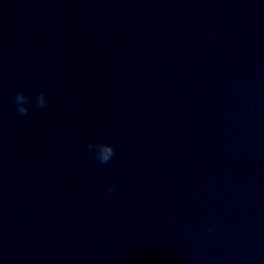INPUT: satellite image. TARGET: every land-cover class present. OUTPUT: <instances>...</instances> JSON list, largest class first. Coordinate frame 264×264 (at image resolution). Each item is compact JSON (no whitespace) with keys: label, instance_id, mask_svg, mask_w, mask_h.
I'll list each match as a JSON object with an SVG mask.
<instances>
[{"label":"water","instance_id":"1","mask_svg":"<svg viewBox=\"0 0 264 264\" xmlns=\"http://www.w3.org/2000/svg\"><path fill=\"white\" fill-rule=\"evenodd\" d=\"M0 264H264V0H0Z\"/></svg>","mask_w":264,"mask_h":264},{"label":"clouds","instance_id":"2","mask_svg":"<svg viewBox=\"0 0 264 264\" xmlns=\"http://www.w3.org/2000/svg\"><path fill=\"white\" fill-rule=\"evenodd\" d=\"M27 98L28 97L26 95V92L23 89L16 91L13 95V101H14V104L16 105V110L22 116H26L30 112V107L24 103V101ZM39 102H40V105L42 107H45L48 104H50L51 98L49 97L48 93L41 92L39 94ZM115 157H116V148L112 147V148H110V150H109L108 154L106 155V157L104 158L103 162L108 163L109 161L113 160ZM108 191L110 193L116 191V183L115 182H113L111 187H109Z\"/></svg>","mask_w":264,"mask_h":264}]
</instances>
